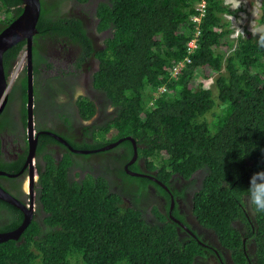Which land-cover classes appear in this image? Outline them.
Returning <instances> with one entry per match:
<instances>
[{"label": "trees", "instance_id": "obj_1", "mask_svg": "<svg viewBox=\"0 0 264 264\" xmlns=\"http://www.w3.org/2000/svg\"><path fill=\"white\" fill-rule=\"evenodd\" d=\"M39 1L33 94L42 87L51 111L60 82L59 74L48 71L53 64L40 54L38 36L77 41L83 51L75 67L91 54L96 60L91 91L77 96L71 117L66 110L65 116L47 117L51 124L40 117V125L63 122L66 127L57 123L61 136L78 148L130 135L136 157L127 168L150 171L165 187L125 172L132 154L128 139L99 151L102 166L92 171L87 160L70 159L75 152L62 143L59 154L46 148V141H58L39 133L36 211L16 239L0 241V264H264V212L247 196L249 177L264 170V3L255 18L260 29L242 25L234 32L230 17L244 7L225 0H99L95 29L107 31L94 47L82 21L60 8L61 0ZM20 4L0 0V28L20 12ZM24 48L21 39L3 51L6 79ZM25 85L23 61L7 88L8 104L20 99L23 123ZM6 106L0 127L9 115ZM74 113L81 117L79 136L72 129ZM139 159L146 171L137 167ZM20 165V159H0L7 172ZM149 195L155 202L146 207ZM0 202L12 216L0 231L12 229L23 213ZM191 223L212 231L219 246L207 249L205 234H195Z\"/></svg>", "mask_w": 264, "mask_h": 264}, {"label": "flooded vegetation", "instance_id": "obj_2", "mask_svg": "<svg viewBox=\"0 0 264 264\" xmlns=\"http://www.w3.org/2000/svg\"><path fill=\"white\" fill-rule=\"evenodd\" d=\"M49 1L50 0H47V2ZM98 1L99 0H85V1L61 0L59 2L60 8L63 11H65L66 14L75 16L82 21L85 34L91 40V44L94 47L102 44L103 36L107 31V28L103 30L95 29L96 23L98 21L96 15V5ZM97 33H101V34H97ZM38 37H39L38 39H39L40 54L47 56L48 60L53 64L52 69L49 68L48 71L53 74H59L58 79L60 81L59 85H57L56 95L52 100L54 108H52L53 110L51 111L49 109L47 110L51 112L52 117L65 116L67 114L66 110H68L69 111L68 113L70 114L71 117V113L75 109L74 100L77 98V96L79 94H85L91 91L88 81L89 73L92 72L93 69L96 67L95 66L96 60L91 54L88 59L81 61L78 67H75L74 63H76L78 56H80V54H82L83 51V48L79 45L77 41H69L65 39L59 41L55 37H47V38H42L40 36ZM67 71H70L69 75L65 77L61 75L62 72H67ZM68 84L71 85L70 88L67 87ZM68 89H70L71 94H69ZM20 104H21L20 102L18 103V101L15 100L10 102V104H8L6 99L2 109H4L5 106L7 105L6 108H7V113L9 115H5L6 121L4 123L6 124H3L2 127H0V159L5 161L6 160L14 161L20 159L21 165L17 170L21 168L27 150V142L25 137V112H24V123H23L19 116V112H20L19 110L21 108ZM34 111L35 110L33 106L32 115L34 117L35 130L48 128L51 129V131H54L60 135L62 134L59 128L60 126L57 127L58 126L57 123L64 126V124H62L63 122L58 121L56 122L55 125L50 126L51 128H49V125L46 126L40 125L42 123L40 117L37 114L38 111L37 113L36 111L35 112ZM78 118L81 117L78 116L77 113L76 114L74 113V117H72L71 122L73 125L72 129L79 136L81 132L79 130L80 124H78L77 121ZM45 119L47 120V118ZM59 143H60L59 141L51 142V143L46 141L45 146L46 148L48 147L54 148L56 151H58L59 154L60 151L63 150ZM136 161L139 170L146 171V169L142 166L141 160L139 159ZM36 163H37V154L34 153L33 176L31 178H28V165H25L22 168L21 172H19L14 176L0 175V186L4 190L9 192L12 196H14L16 199H18L23 204H25L26 206L30 205L32 210L31 213H34L36 211L37 198L35 197V193H36V189L38 188ZM146 172H150V171H146ZM147 190H150V192H152L154 196L157 199L161 200V202L163 203L164 197L160 193L155 192L156 191L155 187H153L151 184H148ZM177 207L179 206L177 205ZM10 211L11 209L9 207H7L4 203L0 202V223H4L8 220H11L12 216L10 215ZM183 211L181 207L180 212ZM191 228L194 229L195 234H198L199 231H203L205 235H208L211 232L209 229L203 228L201 226L199 227L197 224L194 223H191ZM181 233L183 232L181 231ZM202 238L205 240L204 242L208 243L205 244L207 245L206 247L207 249L208 248L214 249L215 245L217 246V243L213 244L212 242H210L209 239H207L203 235Z\"/></svg>", "mask_w": 264, "mask_h": 264}, {"label": "water", "instance_id": "obj_3", "mask_svg": "<svg viewBox=\"0 0 264 264\" xmlns=\"http://www.w3.org/2000/svg\"><path fill=\"white\" fill-rule=\"evenodd\" d=\"M21 1V10L15 15L6 25L0 28V110L5 104L7 99V88L9 84V80L5 78L3 66H2V53L3 51L14 44L16 41L24 39L25 48L23 52L24 57V68H25V137L27 142V150L24 162L19 170L16 172H7L5 170L0 169V175L5 176H14L21 172L22 168L25 165H28V178L33 176V157L35 153V145L37 140V135L39 133H46L52 136L54 139L62 143L66 146V148L72 152L77 153H88L94 151H101L108 148L114 147L123 139L130 140L132 144V154L130 158L123 164V168L126 173L131 175H142L149 177L155 180L157 183L165 187L159 180H157L154 176L150 174H146L142 171L132 170L127 168V164L134 161L136 157V145L134 139L130 135H125L118 137L115 140H111L105 144H102L97 147L92 148H78L73 147L68 141L58 133L47 130V129H34L33 125V89H32V60H31V46H32V38L33 35L37 32L35 24L39 16L40 11V1L39 0H20ZM0 199L16 206L19 208L23 215L20 223L12 229L2 230L0 231V241H4L6 239L12 238L16 239L20 232L24 229V227L29 222L31 217V206H26L21 201L12 196L9 192L4 190L0 186ZM172 199L170 198L169 209L172 206ZM188 229V228H187ZM189 230V229H188ZM190 231V230H189ZM191 232V231H190ZM192 233V232H191Z\"/></svg>", "mask_w": 264, "mask_h": 264}, {"label": "rangeland", "instance_id": "obj_4", "mask_svg": "<svg viewBox=\"0 0 264 264\" xmlns=\"http://www.w3.org/2000/svg\"><path fill=\"white\" fill-rule=\"evenodd\" d=\"M225 1L228 2L230 4V6H233V7H236L239 4H241L242 7H244V8H239L238 11L236 12V15L230 17L234 32H236L237 30H240L242 28V25H245L246 27H248L252 31H255V30H258L261 28V24H256L255 18L259 13L260 4H263L264 0H225ZM0 15H1V12H0ZM97 34H101V33H97ZM23 61H24V59L21 57L15 63V66L13 69H15V71L16 70L17 71L16 72L14 71L13 78L17 77V75L19 74V72L22 68V65H23ZM44 96L45 95L43 92V88L41 87V88H39V90L37 89L35 94H33V104H34V110L36 111V113L38 111V113H37L38 116L47 118V117H51V112H49L47 110L49 108V105H48V103H45V97ZM15 101H18V103H19L20 99L16 98ZM47 124H51V120H47ZM57 127H59V126H57ZM60 130H62V129L60 128ZM109 135H110V133L107 132L106 136H109ZM95 137L97 140L101 139L100 135H97ZM74 142L77 143L78 141H74ZM103 155H104V153H101L99 151H97V153L91 152L88 154L73 153V154H71V156L68 154L70 159L72 158L73 160H75L79 163H82V164H83V161L87 160L85 163V167L89 168L92 171H95L94 167L100 168L102 166V162L100 161V156H103ZM89 163H91V164H89ZM154 202H155V200H153L152 197L149 195V198L147 200H145L146 207H150L151 204H153ZM146 207H145V209H146ZM184 212L187 213L189 221L192 222L193 218L189 215L188 208L184 207ZM205 237L207 239H209L210 242H212L213 244L217 243L215 235L213 234L212 231L210 232V234L205 235ZM217 246H219V245L217 244ZM211 254L212 253H210L209 255H206V256L211 257ZM225 260L229 261V258H227L226 255H225ZM210 261L213 264V261L211 259H210Z\"/></svg>", "mask_w": 264, "mask_h": 264}, {"label": "clouds", "instance_id": "obj_5", "mask_svg": "<svg viewBox=\"0 0 264 264\" xmlns=\"http://www.w3.org/2000/svg\"><path fill=\"white\" fill-rule=\"evenodd\" d=\"M21 57L24 59L23 54ZM247 196L256 211L264 212V170L254 172L249 177Z\"/></svg>", "mask_w": 264, "mask_h": 264}, {"label": "built area", "instance_id": "obj_6", "mask_svg": "<svg viewBox=\"0 0 264 264\" xmlns=\"http://www.w3.org/2000/svg\"><path fill=\"white\" fill-rule=\"evenodd\" d=\"M202 6H203V2L201 1L198 5H197V7L198 8H202ZM201 10V9H200ZM193 19H198V16H193L192 17ZM188 44L189 45H192V41L190 40L189 42H188Z\"/></svg>", "mask_w": 264, "mask_h": 264}, {"label": "crops", "instance_id": "obj_7", "mask_svg": "<svg viewBox=\"0 0 264 264\" xmlns=\"http://www.w3.org/2000/svg\"><path fill=\"white\" fill-rule=\"evenodd\" d=\"M11 74V73H10ZM9 77H10V75H9ZM13 78V77H12ZM12 78L10 79L9 78V82L12 80ZM24 108H25V101H24ZM33 125H34V122H33Z\"/></svg>", "mask_w": 264, "mask_h": 264}, {"label": "bare ground", "instance_id": "obj_8", "mask_svg": "<svg viewBox=\"0 0 264 264\" xmlns=\"http://www.w3.org/2000/svg\"><path fill=\"white\" fill-rule=\"evenodd\" d=\"M17 64H18V63H17ZM16 66H17V65H16ZM15 68H16V67H15ZM18 68H19V67H18ZM14 71H15V69H14ZM14 71H13V73H14ZM16 71H17V70H16ZM16 71H15V72H16ZM13 73H12V76H11V78L14 76V75H13Z\"/></svg>", "mask_w": 264, "mask_h": 264}]
</instances>
